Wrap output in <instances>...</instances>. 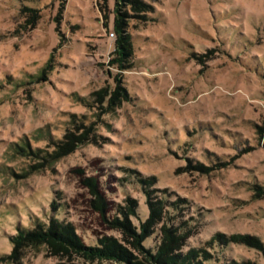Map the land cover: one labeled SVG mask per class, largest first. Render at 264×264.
Segmentation results:
<instances>
[{
  "label": "rangeland",
  "instance_id": "1",
  "mask_svg": "<svg viewBox=\"0 0 264 264\" xmlns=\"http://www.w3.org/2000/svg\"><path fill=\"white\" fill-rule=\"evenodd\" d=\"M133 1L0 0V264L66 259L38 243L13 257L23 228L58 220L93 245L165 200L145 246L181 223L183 252L239 233L263 250L218 239L212 264H264V0Z\"/></svg>",
  "mask_w": 264,
  "mask_h": 264
},
{
  "label": "trees",
  "instance_id": "2",
  "mask_svg": "<svg viewBox=\"0 0 264 264\" xmlns=\"http://www.w3.org/2000/svg\"><path fill=\"white\" fill-rule=\"evenodd\" d=\"M115 1L117 0H113L114 9ZM132 2L134 1L132 0ZM138 6L135 5V7ZM143 10L147 9L144 8ZM120 24L118 17L114 15L113 30L118 36L115 40L114 48L115 50L119 49L117 51L120 57H125L128 53H131L129 50L131 44L128 36L123 34ZM122 44H128V47L126 45L123 47ZM113 60H116L117 64L120 65L118 63L121 60L120 58L115 57ZM85 135L86 133L78 137H73L71 134L67 135L65 137L67 142L61 145L60 151H54L55 155H49V159L45 158L44 160L49 161L55 156L59 157L61 153H66L69 151L67 149L74 146L75 141H79ZM24 145L27 144H19L15 151L29 155V150ZM34 155L41 157L38 153ZM151 181L152 179L148 178L142 182L149 184L152 183ZM148 196H151V190ZM127 201L128 204L134 203L129 199ZM165 202H151L152 210L149 218L145 224L140 226L141 229L139 230L131 227V224L126 219L120 221L115 216L111 225L113 229L118 230L122 234V237L117 239L113 236L105 235L102 238L95 239L92 243L93 245L81 243L80 239L72 231L70 224L59 222L58 220H52L48 225L38 223V228H34L32 231H27L23 228L20 230L19 235L12 237V243L15 246L13 257H17L16 253L23 245L37 243L50 246L52 255H57L60 252L62 257L66 256V259L59 258L54 264H212L213 255L207 247H211L212 242H218V239L224 244L239 243L263 250V243L256 237L239 233L229 236L215 233L211 239L204 242L205 246H190L186 252H183L182 248L185 246V242L193 233L186 226H182L181 223L178 226H168L165 222L159 228L158 243L155 246L147 247L143 241L153 231L150 225H153L154 221L161 216L163 210H165V213L167 212L165 206L168 205V202L166 200ZM178 204L179 202L169 203L172 208H178ZM128 210L134 212L131 206H128ZM118 213H121V211ZM121 226L126 230L128 229V232L122 230Z\"/></svg>",
  "mask_w": 264,
  "mask_h": 264
}]
</instances>
